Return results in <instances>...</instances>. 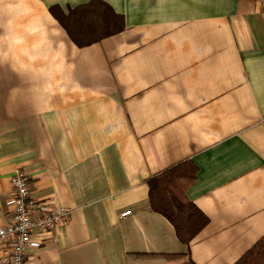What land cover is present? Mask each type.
Instances as JSON below:
<instances>
[{
  "label": "crops",
  "instance_id": "obj_1",
  "mask_svg": "<svg viewBox=\"0 0 264 264\" xmlns=\"http://www.w3.org/2000/svg\"><path fill=\"white\" fill-rule=\"evenodd\" d=\"M90 1L0 0V227L20 171L70 211L27 264H234L264 235V0H100L124 28L78 47L49 8ZM185 160L188 245L146 183Z\"/></svg>",
  "mask_w": 264,
  "mask_h": 264
},
{
  "label": "trees",
  "instance_id": "obj_2",
  "mask_svg": "<svg viewBox=\"0 0 264 264\" xmlns=\"http://www.w3.org/2000/svg\"><path fill=\"white\" fill-rule=\"evenodd\" d=\"M49 12L78 47L120 33L123 17L100 0H92L64 12L51 6ZM197 167L185 160L149 178V209L164 217L174 228L179 242L188 245L207 225V217L188 199L186 193L196 182ZM234 264H264V235Z\"/></svg>",
  "mask_w": 264,
  "mask_h": 264
},
{
  "label": "built area",
  "instance_id": "obj_3",
  "mask_svg": "<svg viewBox=\"0 0 264 264\" xmlns=\"http://www.w3.org/2000/svg\"><path fill=\"white\" fill-rule=\"evenodd\" d=\"M12 208L10 221L0 227V264H27L25 253L29 248H38L34 239L37 233H51L58 226L67 224L70 211L63 207H51L31 198L26 176L16 171L11 177ZM126 211L122 218L129 216Z\"/></svg>",
  "mask_w": 264,
  "mask_h": 264
}]
</instances>
